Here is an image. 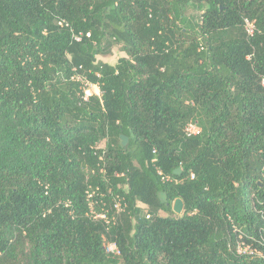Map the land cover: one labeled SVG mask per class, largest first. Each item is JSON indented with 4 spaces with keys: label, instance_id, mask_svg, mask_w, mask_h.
<instances>
[{
    "label": "trees",
    "instance_id": "trees-1",
    "mask_svg": "<svg viewBox=\"0 0 264 264\" xmlns=\"http://www.w3.org/2000/svg\"><path fill=\"white\" fill-rule=\"evenodd\" d=\"M263 80L264 0H0V264H264Z\"/></svg>",
    "mask_w": 264,
    "mask_h": 264
},
{
    "label": "built area",
    "instance_id": "built-area-1",
    "mask_svg": "<svg viewBox=\"0 0 264 264\" xmlns=\"http://www.w3.org/2000/svg\"><path fill=\"white\" fill-rule=\"evenodd\" d=\"M244 26H245L247 33L250 36H253L255 33V30H256L255 21L250 19L249 17H244ZM77 38L80 39V37H77ZM72 79L81 82V87L84 91V99L85 100H88L91 95H94V94L100 95L101 94V91H100L98 84L91 83L89 80H87L82 75L76 73L75 75L72 76ZM263 83H264V80H263ZM95 87H96V90L94 89ZM199 131H200V127L194 122H190L186 127V132L189 135L196 134ZM158 172L162 176L163 181H170L173 179L171 175L164 173L163 170L160 168H158ZM116 175H118V174H116ZM100 189L101 188L99 186H97L96 188L91 187L87 190V198H88V201L90 203L91 213L93 216H95L97 218H102L105 221V223L108 225L111 223H116L118 221L119 214H121L125 209V202L123 200L124 198L119 193H117L113 189L112 186H109L107 188V191L111 196V203H112L111 207L113 210L112 216H110V208L109 207L106 208L105 210L101 211V212H97L96 211V203L98 201L94 198V195H95V193H97V191H100ZM103 203H106V202H103ZM104 245H105L106 251L112 255H119L121 253V250L115 241L106 240ZM245 250H247V249H245Z\"/></svg>",
    "mask_w": 264,
    "mask_h": 264
},
{
    "label": "rangeland",
    "instance_id": "rangeland-1",
    "mask_svg": "<svg viewBox=\"0 0 264 264\" xmlns=\"http://www.w3.org/2000/svg\"><path fill=\"white\" fill-rule=\"evenodd\" d=\"M192 12H193V9L188 10L187 11V15H192ZM123 55H125V53L121 51L119 45H115V46H113L112 50L109 53L98 55V60L115 64L118 61V59L120 57H122ZM94 89L96 90V87ZM100 145L104 146L105 145V141L101 142ZM161 213L163 215L166 214L163 211ZM248 248L249 247L245 246L244 244H241V246H240L241 250L248 249Z\"/></svg>",
    "mask_w": 264,
    "mask_h": 264
},
{
    "label": "water",
    "instance_id": "water-1",
    "mask_svg": "<svg viewBox=\"0 0 264 264\" xmlns=\"http://www.w3.org/2000/svg\"><path fill=\"white\" fill-rule=\"evenodd\" d=\"M129 141V137L123 135L122 136V143L123 145H127ZM181 169H178V171H180ZM185 209V202L182 198H177L174 203H173V210L176 214H182L184 212Z\"/></svg>",
    "mask_w": 264,
    "mask_h": 264
}]
</instances>
